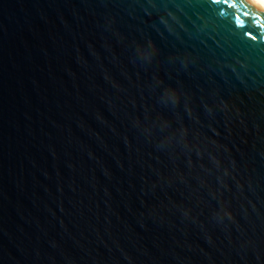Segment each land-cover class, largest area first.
<instances>
[{
  "label": "water",
  "instance_id": "water-1",
  "mask_svg": "<svg viewBox=\"0 0 264 264\" xmlns=\"http://www.w3.org/2000/svg\"><path fill=\"white\" fill-rule=\"evenodd\" d=\"M0 264H264V2L0 0Z\"/></svg>",
  "mask_w": 264,
  "mask_h": 264
},
{
  "label": "snow or ice",
  "instance_id": "snow-or-ice-1",
  "mask_svg": "<svg viewBox=\"0 0 264 264\" xmlns=\"http://www.w3.org/2000/svg\"><path fill=\"white\" fill-rule=\"evenodd\" d=\"M236 18L234 17V22H235Z\"/></svg>",
  "mask_w": 264,
  "mask_h": 264
},
{
  "label": "bare ground",
  "instance_id": "bare-ground-1",
  "mask_svg": "<svg viewBox=\"0 0 264 264\" xmlns=\"http://www.w3.org/2000/svg\"><path fill=\"white\" fill-rule=\"evenodd\" d=\"M264 2V0H262Z\"/></svg>",
  "mask_w": 264,
  "mask_h": 264
}]
</instances>
